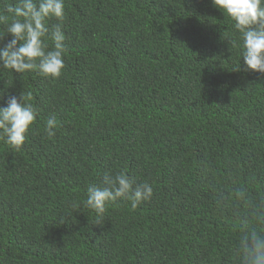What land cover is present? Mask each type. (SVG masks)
Masks as SVG:
<instances>
[{
  "label": "trees",
  "instance_id": "obj_1",
  "mask_svg": "<svg viewBox=\"0 0 264 264\" xmlns=\"http://www.w3.org/2000/svg\"><path fill=\"white\" fill-rule=\"evenodd\" d=\"M63 2L61 77L0 67V108L31 93L38 113L21 151L0 140V264H239L229 194L264 209V74L235 22L213 0ZM109 173L153 197L98 217L87 192Z\"/></svg>",
  "mask_w": 264,
  "mask_h": 264
},
{
  "label": "clouds",
  "instance_id": "obj_2",
  "mask_svg": "<svg viewBox=\"0 0 264 264\" xmlns=\"http://www.w3.org/2000/svg\"><path fill=\"white\" fill-rule=\"evenodd\" d=\"M214 6L235 22V30L243 41L242 58L248 70L264 74V0H213ZM10 16L0 17V24H6L7 33L13 39L0 50V67L17 74L38 72L41 76L58 80L65 68L63 62L65 35V5L63 0H20L15 7H8ZM58 21L51 28L50 39L54 50L46 40L50 29L48 21ZM2 38V37H0ZM233 48L240 45L230 42ZM239 71V69L237 70ZM31 93L21 94L8 102L7 108H0V140L15 151L23 148L26 137L36 122L37 110L32 104ZM55 119L46 122L45 132L49 139L55 137ZM105 187H90L85 207L102 218L109 203L124 199L131 202L133 209L153 197V188L145 183L134 187L135 181L126 174L112 176L105 174ZM229 198L236 208L239 224V240L235 256L239 264H264V231L253 225H264V209H257L245 186H238Z\"/></svg>",
  "mask_w": 264,
  "mask_h": 264
}]
</instances>
